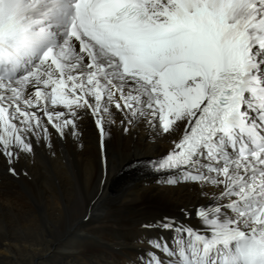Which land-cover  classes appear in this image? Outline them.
Here are the masks:
<instances>
[{"label": "snow or ice", "instance_id": "1", "mask_svg": "<svg viewBox=\"0 0 264 264\" xmlns=\"http://www.w3.org/2000/svg\"><path fill=\"white\" fill-rule=\"evenodd\" d=\"M85 119L104 165L113 127L166 137L125 166L197 193L139 224L131 264H264V0H0L7 173L80 146Z\"/></svg>", "mask_w": 264, "mask_h": 264}, {"label": "bare ground", "instance_id": "2", "mask_svg": "<svg viewBox=\"0 0 264 264\" xmlns=\"http://www.w3.org/2000/svg\"><path fill=\"white\" fill-rule=\"evenodd\" d=\"M83 129L80 146L56 142L54 158L44 151L35 162L22 158L26 177L9 175L0 159V264H131L142 221L196 200L188 184L168 185L148 167L125 166L166 153V137L113 127L104 165L90 119Z\"/></svg>", "mask_w": 264, "mask_h": 264}]
</instances>
